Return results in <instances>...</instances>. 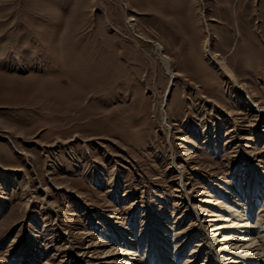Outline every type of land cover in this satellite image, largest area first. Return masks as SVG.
Returning <instances> with one entry per match:
<instances>
[{
	"label": "rangeland",
	"instance_id": "374dc122",
	"mask_svg": "<svg viewBox=\"0 0 264 264\" xmlns=\"http://www.w3.org/2000/svg\"><path fill=\"white\" fill-rule=\"evenodd\" d=\"M236 201L264 253V0H0V264H207Z\"/></svg>",
	"mask_w": 264,
	"mask_h": 264
},
{
	"label": "bare ground",
	"instance_id": "6f19581e",
	"mask_svg": "<svg viewBox=\"0 0 264 264\" xmlns=\"http://www.w3.org/2000/svg\"><path fill=\"white\" fill-rule=\"evenodd\" d=\"M206 45H207V42H206ZM157 52L160 56L162 63L164 64L168 74L170 75V77L175 78L176 73L171 68L170 60L167 56L164 55L163 48L161 46H157ZM211 54L212 53H210L207 50L208 58L212 62H214L215 59H214V57H212ZM225 69H226L227 74H229V72L231 73V71L227 67ZM229 77L233 78L232 76H229ZM233 80H234V78H233ZM236 204H237V207L235 209H237V210L234 209L231 212L232 218L238 220V222H241V224L246 222L245 224L242 225V227L241 226L240 227L242 230H244L245 233L249 232L250 234L245 235V233H244V235H243V234L239 233L240 235L243 236L242 239H239V238L237 239L234 237H225V235H220V237L221 236L224 237L223 240L221 239L222 241H219L220 245L219 244L217 245L218 248L220 247V249L217 250V247L215 248V246L213 245V242L211 243L212 250H210V252H211L210 254H212V255H210V256H212V260L210 262H208L207 264H215V263L216 264H264V255H263L264 253L262 252V250L259 249V243H258V241H256V239L254 237L253 230H252L251 226L249 225V223L246 221L244 215H242L243 212H241L242 208L240 207L241 206L240 202L236 201ZM214 222L220 223L218 226H216L219 228L217 232H220V231L224 230V228H226L223 226V223H225L226 221H220V220L217 221L216 220ZM239 231H241V230L239 229ZM205 236H206V234H205ZM207 240H209V239H207ZM217 241L215 240L214 244H217ZM227 241H228V243L221 245V243L227 242ZM233 242H235V243H233ZM239 244H241V245H239ZM227 245H232V246L227 247ZM155 246H158V242L155 243ZM120 255H123V254L122 253H113V252L111 253L109 251L106 253V256L103 257V259L106 258V260H109V259L112 260L114 258V256H120ZM125 256H127L129 258V255H125ZM230 256H232V257H230ZM128 258L125 260L124 263L122 262V264H133L132 260L130 261V259H128ZM121 261H124V259ZM143 261L144 260H142V261H140V263H136V264H141V262L144 263ZM193 262H195V261H193ZM106 263L109 264L108 262H106ZM156 264H175V262L173 263L171 261V259L169 258V253L166 252V247L163 250H161L160 256H158V259L156 260ZM188 264H193V263H192V261H189Z\"/></svg>",
	"mask_w": 264,
	"mask_h": 264
}]
</instances>
